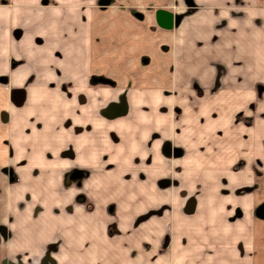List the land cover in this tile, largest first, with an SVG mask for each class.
Wrapping results in <instances>:
<instances>
[{
	"label": "crops",
	"instance_id": "crops-1",
	"mask_svg": "<svg viewBox=\"0 0 264 264\" xmlns=\"http://www.w3.org/2000/svg\"><path fill=\"white\" fill-rule=\"evenodd\" d=\"M1 1L0 81L11 88L0 82V264H47L41 257L51 244L54 264H264V0H190L170 27L158 24L157 11L175 14L171 5L185 0ZM93 77L113 84H91ZM167 87L179 112L180 175L197 187L205 183L198 168L232 169L228 189L252 186V198L225 201V211L242 212L232 225L225 218V233L176 231L163 249L160 217L133 224L156 206L146 198H156L153 183L166 177ZM121 89L131 115L103 121L102 97ZM11 94L20 102L9 107ZM219 132L218 147L206 137ZM204 151H219L218 162L207 154L202 166L195 153ZM74 164L87 172L89 210L61 184ZM109 191L117 199L97 200ZM27 193L24 204L17 200ZM174 221L197 218L177 210Z\"/></svg>",
	"mask_w": 264,
	"mask_h": 264
},
{
	"label": "rangeland",
	"instance_id": "rangeland-1",
	"mask_svg": "<svg viewBox=\"0 0 264 264\" xmlns=\"http://www.w3.org/2000/svg\"><path fill=\"white\" fill-rule=\"evenodd\" d=\"M1 2L7 5L9 1L2 0ZM190 4H191L190 0H185V4L181 5V7H178V6L175 7V5H171L170 10L175 12V14H177L180 18L184 14L182 10L186 9V11H188L189 10L188 7H190ZM216 69L219 72V74L222 72V67L220 65H217ZM166 70H167V77L168 76L170 77L168 73H171L172 69L169 68V64H167ZM219 82L220 81L218 78H215L212 81L213 83L212 85L213 87H215L213 90L216 89V85ZM90 83L99 84V85L108 87L113 84V81L110 78H105V77L94 78L93 77L90 80ZM171 83H172V80L167 79V84L169 85ZM3 84L5 85V87L11 88L10 85L6 84V80L4 81ZM201 91L202 90L197 88L196 91H194V94L198 96L199 98L202 95ZM125 93H126L125 89H121L119 90V93L115 96H112V97L103 96L102 97V106H101L100 115L103 121H112L116 117L123 116L127 113H128L127 115H131L130 114L131 112H126V107H127L128 102H127L126 95H124ZM166 94H167V97L165 99L166 105H165L164 112L166 115V119L169 123L170 129H168L169 132L165 136V141L168 142L172 148H177L173 145L175 144L173 136L176 133L175 132L176 130L175 129L176 127L175 118L177 114H179L178 111L175 112L173 110L174 108L177 107V102L174 96V92L171 88L167 87ZM72 97L73 95L68 96V98H72ZM9 99H10L8 101L9 107H12L18 104V102H20L19 98L14 97L13 94L9 96ZM5 112H7V108H5ZM5 118L7 119L9 117H7L6 115ZM206 138L210 140V142H213L215 146L219 147L218 142L219 140L222 139V134H220V132L217 133L216 135L209 134L207 135ZM207 154L211 155V157L214 156V160L218 162V160H216V157H217V154H220L219 151L214 152V153H211L210 151H204L203 153H200V154L195 153L196 157L201 160L202 166H205L204 165L206 163L205 156ZM160 156L164 160L166 177L163 179L156 180L155 183H153L155 190H156L153 196L155 195L156 198L155 199H151L149 197L146 198V199H150L149 201L156 200L157 204L156 206H153L151 208L149 206L147 207V209L142 210L140 213H137L136 217H134L133 225L135 227L139 225L141 222H146L147 220H151L153 219L152 218L153 216L155 217L154 219H156V217H160L162 225L161 227L156 228L155 231H159L161 234H164L161 240V246H160V247H163V249H169L171 247V244H173L172 238L174 237V233L176 231H181V233L193 232V231L198 232V233H201V232L212 233L213 231H219L220 233H225V231H227V228L224 222L225 218L228 220L227 222L231 223L230 225H232V223L236 220V218L238 219L239 216L242 215L240 208H235L234 211H233V208H231L230 210L227 208V211H230V213L228 214V212L225 211V201L228 202L229 200L230 201L235 200L236 195L238 193H240L239 198H241L242 200H247V203L252 198V196L249 193L252 186H246V187H243L241 190L239 189L235 191H231L228 189L227 180L228 178H231L230 175L231 173H233L231 171L232 169L230 170L231 172L230 175L225 176L221 174L212 175L211 170H208V169L205 170L203 169V167H200L198 168V170L201 173L200 174L201 176L199 177H201L203 181L205 180V183L200 184L199 182L197 187H193L192 183L190 182L189 175L187 176L180 175L182 174V171L180 168V161H183L184 156H183V152L179 148H178L177 155L174 157L172 156L163 157L162 154ZM242 166L243 165L241 164L240 167ZM234 168L237 169L236 167ZM6 170L7 169H5V171ZM74 171H79V176L71 177L70 173ZM221 172H222L221 170L218 171V173H221ZM11 173H12V170H11ZM12 176H14V180L16 182L17 180L15 179V175H12ZM86 177H87L86 170L78 168L76 165L71 166V168L68 169L63 175L61 174V184H63V186L66 189L70 187V191L73 195L72 197L73 200L83 203L85 209L89 210L91 208L90 207L91 202H89L90 200L87 198V196H85V193L81 190V185L83 181H85ZM118 179L120 180V178ZM212 181H216V183L213 184ZM206 182L210 183V185L208 186ZM158 193H161L160 197L157 196ZM107 196H110L113 199H117V195L115 191H109V192H103L102 197H98L97 200L105 199V197ZM29 197H30L29 193H27L25 196L23 194L22 195L20 194V197L19 199L17 198V200L21 202L22 204H24L25 199L27 198L29 199ZM216 201H218V206L216 208L212 207L214 205L213 203H215ZM113 208H114L113 204L111 203L107 204V211H109L110 213L114 210ZM177 210H179L181 215H185V216L194 215V217L197 218V222H195V224L193 223V225H191V223L189 224V222L188 224H184L185 222L176 224V222L174 221V216ZM195 211H197V213H195ZM246 215H249V213H246ZM246 215L244 214V216ZM254 216L255 217L258 216L257 213L253 212V217ZM219 218H221L220 221L218 220ZM113 219L114 218H111V221ZM189 221L194 222V220H189ZM7 226H9V223L7 224ZM2 227L3 229L2 228H1L2 230L0 229L1 233L4 232V229H6L4 225ZM109 228L112 230V232H117V230L119 229L118 225L114 223H112ZM257 230H260V228ZM178 237L179 238H176L175 242L177 243L178 246H181V247L184 246V244L186 243L185 236H178ZM49 246L51 247L49 248L47 252H44L42 254L41 258L42 260H46V258L49 259V260H46L47 264H51V263L54 264L55 261H54V257L52 254L53 244ZM236 258L237 256H235V259ZM23 259L25 258H22L21 260ZM39 261H37V259L33 257V258H30V260L28 261L23 260L22 262H18V264H38L40 263ZM15 264H17V261Z\"/></svg>",
	"mask_w": 264,
	"mask_h": 264
},
{
	"label": "flooded vegetation",
	"instance_id": "flooded-vegetation-1",
	"mask_svg": "<svg viewBox=\"0 0 264 264\" xmlns=\"http://www.w3.org/2000/svg\"><path fill=\"white\" fill-rule=\"evenodd\" d=\"M42 1L43 0H41V3H42ZM46 2H47V0H45ZM45 2V3H46ZM45 3H42V4H45ZM173 16L174 15H177V14H174V13H172V12H170ZM177 17H178V20H177V23H178V21H179V16L177 15ZM176 23V24H177ZM175 23H172L171 25H176ZM0 82H2V83H4V81L3 80H1ZM162 153L165 155V156H167V157H169V156H172V157H174V156H176L177 155V153H178V149H176V148H172L170 145H169V143L168 142H164L163 143V145H162ZM175 154V155H174ZM174 155V156H173ZM5 173H7L10 177L12 176L11 174V170L10 169H7L6 171H5ZM70 176L71 177H77V176H79V171H74V172H71L70 173Z\"/></svg>",
	"mask_w": 264,
	"mask_h": 264
},
{
	"label": "water",
	"instance_id": "water-1",
	"mask_svg": "<svg viewBox=\"0 0 264 264\" xmlns=\"http://www.w3.org/2000/svg\"><path fill=\"white\" fill-rule=\"evenodd\" d=\"M45 2V0L42 1V3ZM156 19L158 24L162 27H170L172 23H177L178 17L177 15L173 16L170 12L160 10L156 13Z\"/></svg>",
	"mask_w": 264,
	"mask_h": 264
}]
</instances>
